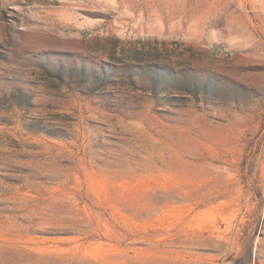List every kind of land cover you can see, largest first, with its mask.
I'll list each match as a JSON object with an SVG mask.
<instances>
[{
  "label": "rangeland",
  "instance_id": "374dc122",
  "mask_svg": "<svg viewBox=\"0 0 264 264\" xmlns=\"http://www.w3.org/2000/svg\"><path fill=\"white\" fill-rule=\"evenodd\" d=\"M236 261L264 264V0H0V264Z\"/></svg>",
  "mask_w": 264,
  "mask_h": 264
},
{
  "label": "trees",
  "instance_id": "16d2710c",
  "mask_svg": "<svg viewBox=\"0 0 264 264\" xmlns=\"http://www.w3.org/2000/svg\"><path fill=\"white\" fill-rule=\"evenodd\" d=\"M208 87V85L206 86V88ZM209 87H211V86H209ZM234 264H238V261H236Z\"/></svg>",
  "mask_w": 264,
  "mask_h": 264
}]
</instances>
